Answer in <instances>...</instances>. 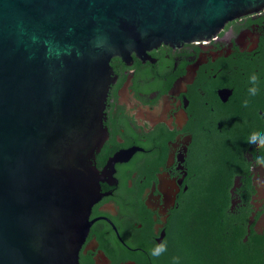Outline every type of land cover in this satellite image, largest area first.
I'll list each match as a JSON object with an SVG mask.
<instances>
[{"label": "flooded vegetation", "instance_id": "flooded-vegetation-1", "mask_svg": "<svg viewBox=\"0 0 264 264\" xmlns=\"http://www.w3.org/2000/svg\"><path fill=\"white\" fill-rule=\"evenodd\" d=\"M110 66L79 264H167L194 199L204 209L228 202L245 245L264 239V8L207 40L162 43ZM160 244L166 251L153 256Z\"/></svg>", "mask_w": 264, "mask_h": 264}, {"label": "water", "instance_id": "water-1", "mask_svg": "<svg viewBox=\"0 0 264 264\" xmlns=\"http://www.w3.org/2000/svg\"><path fill=\"white\" fill-rule=\"evenodd\" d=\"M264 0H0V264H79L110 60L207 40Z\"/></svg>", "mask_w": 264, "mask_h": 264}, {"label": "trees", "instance_id": "trees-1", "mask_svg": "<svg viewBox=\"0 0 264 264\" xmlns=\"http://www.w3.org/2000/svg\"><path fill=\"white\" fill-rule=\"evenodd\" d=\"M202 206L194 199L181 212L167 264H264V239L248 246L242 242L228 202Z\"/></svg>", "mask_w": 264, "mask_h": 264}, {"label": "clouds", "instance_id": "clouds-1", "mask_svg": "<svg viewBox=\"0 0 264 264\" xmlns=\"http://www.w3.org/2000/svg\"><path fill=\"white\" fill-rule=\"evenodd\" d=\"M250 82H251L253 85L256 84V82H257V77H256L255 74H253V75L251 76V78H250ZM249 92H250L251 95L254 96V95H256V93H257V88H256V87H252V88L249 89ZM247 104H248V101L245 100V101H244V105L247 106ZM255 135H256V134L254 133L253 136H252V138H251V140H250V143L253 142V137H254ZM260 143H261L262 145H264V139H262V140L260 141ZM257 164L264 165V158H262V157H258V158H257ZM164 251H166V246H165L164 244H160V245H158V246L155 248V250L152 251L151 254H152L153 256H159V255L162 254ZM175 259H178V258H174V260H175Z\"/></svg>", "mask_w": 264, "mask_h": 264}]
</instances>
